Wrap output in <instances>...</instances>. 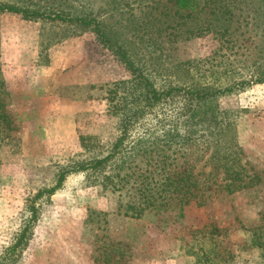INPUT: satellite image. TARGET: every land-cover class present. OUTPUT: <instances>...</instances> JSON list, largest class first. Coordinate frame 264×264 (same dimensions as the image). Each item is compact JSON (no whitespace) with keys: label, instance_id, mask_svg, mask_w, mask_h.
I'll return each instance as SVG.
<instances>
[{"label":"rangeland","instance_id":"1","mask_svg":"<svg viewBox=\"0 0 264 264\" xmlns=\"http://www.w3.org/2000/svg\"><path fill=\"white\" fill-rule=\"evenodd\" d=\"M0 6L65 18L0 11V112L9 116L0 129H10L0 141V264H264V82L253 84L264 74V0H198L193 12H177L172 0H0ZM74 18L94 19L153 88L183 90L146 107L114 48L100 42L93 25L66 20ZM248 81L200 106L229 124L244 182L252 184L227 194L219 188L230 179L209 158L214 134H204L202 123L187 136L178 112L187 91ZM134 109L138 120L123 152L97 172L78 169L110 151L121 119ZM187 157L209 185L204 205L125 215L136 179L155 166L158 174L161 165L185 166ZM64 170L61 186L43 191ZM107 174L131 176L113 189ZM32 205L36 219L25 244L5 253Z\"/></svg>","mask_w":264,"mask_h":264},{"label":"trees","instance_id":"2","mask_svg":"<svg viewBox=\"0 0 264 264\" xmlns=\"http://www.w3.org/2000/svg\"><path fill=\"white\" fill-rule=\"evenodd\" d=\"M170 1V0H168ZM176 11H190L193 12L197 8L198 0H172ZM0 11H7L13 14L21 15L23 18H33V17H41L47 18L51 20L55 19H65L60 14H44L39 13L38 11H28V10H21L20 8L9 6V7H2L0 6ZM71 22H75L80 24L81 26L89 27L93 25L92 31L96 34L97 38L100 40L101 43L106 44L110 48H114V53L117 56L119 62H121L125 68L130 72L132 75V79L135 82V86H139L142 91L139 92L140 98L147 101L146 107H152L155 104H158L163 98L170 97L176 92V94L182 91V88H171L168 91H158L157 89L153 88L152 84L144 78L142 72L139 68L134 64V61L128 57L126 50L123 48L122 45L117 44L116 42L106 38L103 28L94 21V19L85 20L82 18H74V19H66ZM264 82V74L263 78L256 79L253 84H261ZM250 82H240L234 83L230 87H225L221 90L215 91H208L205 89H194L185 92L188 95L189 100H187V104L180 108L179 116L184 117L183 120L185 124L188 125L190 131L188 132L187 136L196 133L198 130L196 129L197 126H200L202 123L203 133H207L208 131L211 134H214L211 141L208 143V146L211 148L210 152V160L213 162V167L216 169H220L224 172V174L230 179L225 187L219 188L223 191H226L227 194H232L235 191L248 187L251 184V181L244 182L243 178H246L245 170L240 163V159L237 157L236 153V144H235V137L233 135H228L229 131V124L222 125L220 122H216V114L214 110H203V105L201 108L200 106L208 101H211L217 98L218 95L229 94L232 93L236 89H242L245 85H249ZM208 105V104H207ZM138 112L139 109H134L131 111V115H126L120 121V137L112 144L110 151L103 157L93 162L82 165L78 169L88 171H99L101 170L104 165L113 158L116 154H120L123 152L124 142L128 139L129 128L133 126V124L138 120ZM9 116L6 114H2L0 112V119L2 122H6ZM5 120V121H4ZM207 122V124H205ZM0 129V141H4L5 138L9 137L7 131L10 129L6 126L1 127ZM10 132V131H9ZM187 138L185 136L183 138L177 139L175 142V146L177 150L184 147V143L187 142ZM194 143V141L192 142ZM195 145V143L193 144ZM147 150H144V153H147ZM190 151H186L189 154ZM188 161L185 166H181L176 169L166 168L161 165L159 168L161 170L160 174L156 172L158 166H155L153 171H150L146 174L143 179H136L133 184V197L132 199L127 202L126 208L129 212H126L130 218H140L144 211L146 210H158L159 208L162 209L164 207L173 206V208L177 209L180 213L184 210V208L190 204V202H194L197 206H202L205 203L206 198L208 197V188L209 185L205 182V180L199 179V174L195 173V166L193 161ZM157 162V160H156ZM157 165V164H156ZM67 171L64 170L60 172L57 177L56 185L46 191L49 194H52L56 189H58L62 182L65 179ZM131 174H123L120 176L119 174H107L104 177L107 184L111 185L113 189H122L124 185L128 182V178ZM154 177H158L154 180ZM43 191H39L35 199L39 198ZM36 208L34 205L29 207V217L25 220V222L21 225L19 232L14 237L13 243L6 248L5 253L7 252H16L20 249L26 242L29 229L32 223L36 219ZM214 229L210 232L212 234ZM216 231V230H215ZM248 231V230H247ZM217 232V231H216ZM256 235L248 234L250 241H256ZM258 245L262 247V244L258 242ZM258 246V247H259ZM256 247V246H255Z\"/></svg>","mask_w":264,"mask_h":264}]
</instances>
